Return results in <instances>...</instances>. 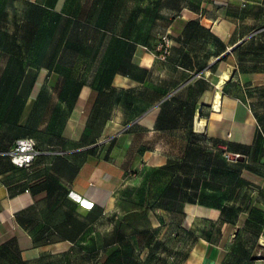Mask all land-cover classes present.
Listing matches in <instances>:
<instances>
[{
    "label": "rangeland",
    "instance_id": "1",
    "mask_svg": "<svg viewBox=\"0 0 264 264\" xmlns=\"http://www.w3.org/2000/svg\"><path fill=\"white\" fill-rule=\"evenodd\" d=\"M215 15H238L241 31L245 21L252 36L263 29L264 0H0V80L7 67L12 75L10 92L0 104L1 117L25 107L37 71L51 67L43 74V79H51L33 105L34 115L9 129L35 137L39 132L60 153L101 141L97 150L104 156L117 150L112 139L123 134L120 138L129 140L117 152L122 173L112 187L114 205L108 212L86 223V230L70 244L40 249L27 258L12 244L11 250L0 252V264H186L202 239L219 241L222 231L236 232L238 250L251 263L264 260V128L257 126L247 155L239 156L229 151L228 139L210 137L204 128L191 134L196 118L209 114L206 102L192 120L188 108L181 106L188 100L199 107L202 94L213 86L215 78L209 81L201 74L209 56L225 48L204 21ZM260 43L264 34L245 46L250 52L244 50L239 73H264L254 52ZM180 65L197 70L190 74ZM142 78L141 84L131 81ZM249 86L243 102L264 115V84ZM87 87L103 104L96 115L73 112ZM171 88L184 89L167 109L174 125L154 133L136 125L138 114ZM238 91L232 82L225 93ZM120 100L119 125L104 132L103 123L117 106L119 116ZM34 122L45 130L38 131ZM189 146L193 163L187 161ZM154 147L159 154L153 157L166 159V165L177 163L175 172L147 158ZM222 158L226 164L219 166L217 159ZM240 165L248 170L243 172ZM195 193L225 208L219 213L191 211L182 197ZM47 224L34 225L39 243L63 240L57 228L58 234ZM118 232L122 240L111 254L109 244Z\"/></svg>",
    "mask_w": 264,
    "mask_h": 264
},
{
    "label": "crops",
    "instance_id": "2",
    "mask_svg": "<svg viewBox=\"0 0 264 264\" xmlns=\"http://www.w3.org/2000/svg\"><path fill=\"white\" fill-rule=\"evenodd\" d=\"M239 20L238 15H215L211 19H204L209 30L221 37L225 48L218 54L209 56L203 68L201 77L206 80L215 79L212 83L213 86L202 94L197 114L200 115V110L204 108L206 102L210 111L207 116L203 117L207 120V124L202 128L210 137L251 145L258 121L252 108L248 107L243 99L247 98V88L250 87V82L257 85L264 84V73H239V52H233L232 49L247 42L252 34L251 29H245V21L242 22L243 29L241 31L242 26ZM178 67L190 74L197 70L191 65ZM237 70L239 79L236 76L238 75ZM46 71L49 70L45 67H41L37 71L35 84L25 98V107L17 109L15 118L0 117V252H8L13 244L24 258L32 256L40 249H48L60 243L67 245L72 242L62 236L63 240L58 239L48 244H40L38 238L34 236L35 223H48L50 229L54 230L59 223H92L110 210L114 205L112 187L117 185L118 175L122 173L121 167L117 165L122 162V159H119L117 152L122 144L129 143V140L124 142L120 138L124 135L120 134L117 138L112 139V146L117 149L112 154L98 155L97 146L101 141L82 147V149L60 153L53 144L42 140V135L39 132L35 133V137L28 133L17 134L11 131L9 127L24 125L29 121L30 115H34L33 105L42 99L44 95L42 90L45 91V84L48 85L51 79V76L46 80L43 79V74ZM225 71H228L230 79L223 83L225 85H220L223 92L221 107L220 111H214L217 81ZM189 77L191 78V75L187 76V78ZM131 81L141 84L145 80L142 78ZM232 82H237L239 91L233 94L225 93L224 87ZM182 90L184 89L171 88L160 99ZM117 102L116 105H118ZM77 103L73 112L80 111L84 116L96 115V109H103V104L91 87L83 90V93L77 98ZM119 103L121 108L119 116L117 106L115 113L104 121V132L119 125L118 120H120V116H123L122 100ZM158 106L159 102L148 106L138 114L134 120L136 125L141 126L148 133L163 131L156 127L159 115ZM114 116H116L115 119L112 118ZM197 119L198 117L195 121L194 132L201 131L197 130ZM36 125L38 126L36 127ZM33 127L38 131L45 130L41 124L36 122ZM24 136L34 137L38 142V148L42 151L29 168L14 165L7 154L15 140ZM80 150H85L82 156L78 153ZM157 150V147H154V151H148L150 154L147 158H155L153 165H165L166 159L153 157L152 154H159ZM185 206L191 211L200 209L206 212H221L220 208L200 204L186 203ZM67 227H70L69 224ZM224 228L226 227L224 226ZM54 232L57 233L55 230ZM222 232L223 237L219 241L202 239L201 246H197L191 252L186 264H254L239 252L236 232L230 235ZM257 260L260 263L256 264H264L263 259Z\"/></svg>",
    "mask_w": 264,
    "mask_h": 264
},
{
    "label": "trees",
    "instance_id": "3",
    "mask_svg": "<svg viewBox=\"0 0 264 264\" xmlns=\"http://www.w3.org/2000/svg\"><path fill=\"white\" fill-rule=\"evenodd\" d=\"M259 28H263L261 31L256 32L255 34H253L250 39L245 42L244 44L238 45L235 48H233V52H239L238 54V59H239V67L241 68L242 66H244L243 64V58L246 57V53H244L246 50L247 52H250L249 50L245 49V46H247L249 44V42L260 38L263 34H264V25L260 26ZM255 53L258 54L259 57H261L260 59L257 60V66H262V70L264 72V43H260L258 44V49H256L254 51ZM224 59V58H223ZM41 67H45L48 70L51 69L50 66L48 65H43ZM40 67V68H41ZM11 78L12 75H10L9 73V68L7 67L3 73V76L0 80V104L1 102L4 100V97L6 96L7 93H9V85L11 84ZM37 78V74L34 76L30 89L29 91L32 89V87L35 84ZM224 92H226V86L223 89ZM42 92H44V90H42ZM263 95H264V87H263ZM179 93H172L169 97L167 96L164 99H161L159 102V106H158V110H159V115H158V119H157V124L156 127L159 130H166L169 129L172 125H174V116L169 113L170 110H167L170 106H172L173 104L177 103V101H179ZM18 99V98H17ZM181 106L183 108H188L189 110V118L194 117L198 106L197 104H194L193 102H190L188 100H185L184 103H181ZM253 113L255 115V117L257 118L258 121V127L263 130L264 128V115H262V113H259L256 109H252ZM16 114H12L11 117L15 118ZM1 117V115H0ZM5 117V116H4ZM5 118H10V117H5ZM191 134L196 135V133L194 131L191 130ZM20 138V137H19ZM18 139V138H17ZM227 145L230 148L229 151L232 153H237L239 154V156H243L245 157L247 155V150L252 146V145H246V144H242L236 141H227ZM189 150L187 155H189V159L187 160L189 163H193L196 161L195 158H193L192 155H194L192 152L194 149L189 148L187 149ZM177 163H171L169 165H162L160 167V169H169L172 172H175L176 168H177ZM217 164H219V166H223L226 164L225 159H217ZM244 164V163H242ZM240 168H242L243 172H246L248 170V167L246 165H240ZM168 190V189H167ZM177 198V195L175 196ZM181 198V197H180ZM183 199V205L188 203V204H200L203 206H211V207H217L220 209H224L225 207L223 205H220L219 203H209L207 202V200L202 196V194H197L195 193V195L189 196L187 199H185V197H182ZM67 224H69L70 227H67ZM87 228V224L86 223H59L57 230L58 232H60V234L70 240V241H75ZM120 232V231H119ZM117 233V236L114 238V240L109 244V251L111 252V254L115 253L118 249V244L119 241L122 240V238H120V233ZM120 239V240H119ZM1 248V247H0ZM107 257L105 259V262H108V260H110V256L109 254H106Z\"/></svg>",
    "mask_w": 264,
    "mask_h": 264
},
{
    "label": "built area",
    "instance_id": "4",
    "mask_svg": "<svg viewBox=\"0 0 264 264\" xmlns=\"http://www.w3.org/2000/svg\"><path fill=\"white\" fill-rule=\"evenodd\" d=\"M41 153L37 140L31 136L16 139L13 147L7 152L14 165L24 168L31 167Z\"/></svg>",
    "mask_w": 264,
    "mask_h": 264
},
{
    "label": "bare ground",
    "instance_id": "5",
    "mask_svg": "<svg viewBox=\"0 0 264 264\" xmlns=\"http://www.w3.org/2000/svg\"><path fill=\"white\" fill-rule=\"evenodd\" d=\"M229 79H230L229 73H228V71H225L222 73L219 80L217 81V91L215 94L214 106H213L214 111H220L221 102H222V98H223L222 88L219 85H222L223 83H225ZM205 124H207V120L204 118L198 117V119H197V130L198 131L202 130L201 128Z\"/></svg>",
    "mask_w": 264,
    "mask_h": 264
}]
</instances>
